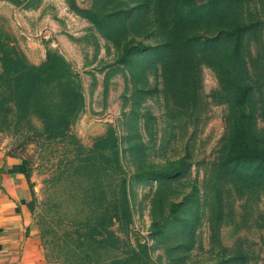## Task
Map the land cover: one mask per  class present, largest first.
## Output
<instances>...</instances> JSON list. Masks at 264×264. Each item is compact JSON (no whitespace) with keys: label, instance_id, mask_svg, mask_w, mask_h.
Masks as SVG:
<instances>
[{"label":"rangeland","instance_id":"1","mask_svg":"<svg viewBox=\"0 0 264 264\" xmlns=\"http://www.w3.org/2000/svg\"><path fill=\"white\" fill-rule=\"evenodd\" d=\"M0 35L28 64L60 55L82 85L74 143L17 119L0 88V147L27 164L48 261L74 264L94 225L92 263L144 244L150 264H264V178L247 186L219 169L240 113L264 144V0H0ZM235 84L249 88L241 108ZM108 131L117 169L83 163ZM122 178L130 223L106 235L97 220Z\"/></svg>","mask_w":264,"mask_h":264},{"label":"trees","instance_id":"2","mask_svg":"<svg viewBox=\"0 0 264 264\" xmlns=\"http://www.w3.org/2000/svg\"><path fill=\"white\" fill-rule=\"evenodd\" d=\"M223 1L230 4V0ZM237 43L238 38L236 37L234 50L237 49ZM233 58V55H230L226 63L222 64L225 70H228L230 64H236ZM0 88L4 92L5 102L9 104L8 111H11L17 119L29 123L25 117L32 116L41 123L44 139L67 138L74 143L73 136L69 135V129L83 106L82 85L72 72L70 65L60 55L47 52L43 62L31 65L24 60L14 46L4 41L0 35ZM232 94V106L241 108L248 98L249 88L247 85L235 84L232 86ZM226 148L219 163L220 171L240 184L247 186L261 184L264 178V144L258 142L246 114L240 113L233 121ZM103 151L106 152L105 156L101 154ZM89 153V156L83 157V163L98 159V164L102 166L110 164L111 167L117 169L118 149L112 131H108L104 137L97 139ZM24 165L27 166L26 162ZM97 168L102 170L100 166ZM24 177L28 181L27 171ZM118 184L117 202L108 205L106 207L110 208L108 212L106 211L105 215H101L97 220L98 228L106 235L111 234L107 228L114 223L121 228H125L130 223L125 179L122 178ZM85 230L81 235V240L77 242L75 253L77 258L74 264H99L92 263L91 259L97 247L94 245L102 241V238L97 241L94 237L102 234L94 225L87 231ZM74 248L70 254L75 258ZM137 248L136 251L131 250L127 257L112 259L106 264H150L146 246L142 244ZM54 262L73 264L63 255H60V262Z\"/></svg>","mask_w":264,"mask_h":264},{"label":"crops","instance_id":"3","mask_svg":"<svg viewBox=\"0 0 264 264\" xmlns=\"http://www.w3.org/2000/svg\"><path fill=\"white\" fill-rule=\"evenodd\" d=\"M22 160L0 147V264H56L48 261L34 222V189Z\"/></svg>","mask_w":264,"mask_h":264}]
</instances>
